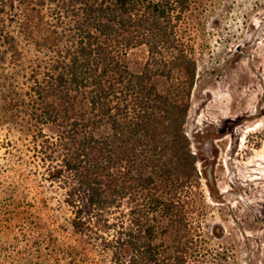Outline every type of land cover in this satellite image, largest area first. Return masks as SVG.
Returning a JSON list of instances; mask_svg holds the SVG:
<instances>
[{
  "label": "trees",
  "instance_id": "obj_1",
  "mask_svg": "<svg viewBox=\"0 0 264 264\" xmlns=\"http://www.w3.org/2000/svg\"><path fill=\"white\" fill-rule=\"evenodd\" d=\"M209 2L0 0V264L227 259L185 129Z\"/></svg>",
  "mask_w": 264,
  "mask_h": 264
},
{
  "label": "rangeland",
  "instance_id": "obj_2",
  "mask_svg": "<svg viewBox=\"0 0 264 264\" xmlns=\"http://www.w3.org/2000/svg\"><path fill=\"white\" fill-rule=\"evenodd\" d=\"M189 22L197 80L185 129L206 176L204 232L221 264H264V0H210ZM143 59L134 51L131 68Z\"/></svg>",
  "mask_w": 264,
  "mask_h": 264
},
{
  "label": "water",
  "instance_id": "obj_3",
  "mask_svg": "<svg viewBox=\"0 0 264 264\" xmlns=\"http://www.w3.org/2000/svg\"><path fill=\"white\" fill-rule=\"evenodd\" d=\"M240 46H241V44H238L235 48H234V51H238L239 49H240ZM243 201V203L247 206V207H249V205L247 204V202L245 201V200H242ZM250 208V207H249ZM255 215L257 216V214L255 213Z\"/></svg>",
  "mask_w": 264,
  "mask_h": 264
}]
</instances>
